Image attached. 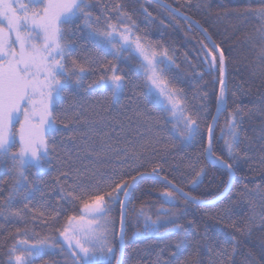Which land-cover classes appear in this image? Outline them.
I'll list each match as a JSON object with an SVG mask.
<instances>
[{"label": "snow or ice", "instance_id": "obj_1", "mask_svg": "<svg viewBox=\"0 0 264 264\" xmlns=\"http://www.w3.org/2000/svg\"><path fill=\"white\" fill-rule=\"evenodd\" d=\"M92 7L90 0H27V3L22 0H0V162L10 161L9 172L12 174L8 196L0 200V216L5 219L24 218V210L29 208V204H24L23 209H20L14 207V201L17 197L27 200L32 192V183L27 173L32 168L39 171L50 151L55 150V146L50 144V130L60 131L55 127L58 121L65 129L71 124L83 123L87 131L79 133L80 145H83V151L89 157L99 162V166L82 169L75 163L81 147L77 146L75 154L70 151L67 153L65 170L60 173L63 182L57 180L60 185L57 207L50 213H40V223L48 227L50 234L33 232L29 236L27 227L23 230L17 228L14 243L7 252V264H34L36 258L48 257L57 252L66 257L65 264H122L114 245L117 240L120 242L122 254L128 206L134 198L137 180L144 178L145 174L136 171L135 175H129L125 170L129 148H132L133 155L136 154L132 140L127 137L123 139L126 147L121 148L120 139L113 141L108 133H103L99 150L88 147L91 135H96L95 125L105 119L103 116L99 119L92 118L93 115L99 116V109L85 107L79 101H74L75 110L70 115L65 111L61 118L57 113L60 99L65 95H72L70 89L84 88L85 73L96 76L88 84V88L95 85L96 89L108 91L111 98L118 100L131 81L117 61L121 58H135L137 67L143 74L147 94L154 98L153 102L162 112L168 114L169 122L181 143L188 146L203 141L199 112H189L183 100V90L175 87L173 78L169 76L174 60L168 56L167 48L161 52L159 49L163 46L159 41L149 40L146 35L139 34L136 22L122 11L120 3L112 8L104 5L101 13L96 16H93ZM113 12L119 14L116 23L112 22ZM148 15L151 16V13ZM241 15L258 22L247 38L256 49L257 59L264 63V0H256L255 7L252 6V0H248V6ZM122 18L130 23H125ZM76 21H80L88 29L89 37L97 47L108 50L111 60L96 53L84 62L71 58V67L68 66L69 45L72 42L69 33L75 34L71 26L76 25V30L81 27ZM203 31L205 34L208 32L207 29ZM207 39L208 44L201 42L198 56L203 57L202 63L207 66L213 80L218 69L220 89L216 95V114L206 125L207 144L203 147L202 154L213 167L226 171L228 179L224 182L225 186L219 197L202 200L191 196L182 187H177L172 180L160 177L165 184V191L160 194L162 206L156 219L147 215L143 206L136 212L138 218L143 217L146 231H159L161 214L165 218L169 216L176 206L177 197L206 210L217 209L225 195L233 191V177L241 158L239 146L242 110L237 107L235 111L229 112L225 126L221 128L224 144L220 154H217L213 143L216 123L227 107V58L221 45L212 41L210 36ZM257 40L259 45L256 44ZM132 87L135 89L136 85L133 83ZM207 95L205 92L203 98L206 99ZM21 114L23 120L20 119ZM126 120L129 125L135 124L137 130L146 126L151 131L153 127L151 119L136 110H133L132 115L126 116ZM17 121L20 122L18 130L15 128ZM114 123L120 125L121 133L125 132L123 122L117 119ZM117 135L119 137L120 134ZM137 135L142 134L137 131ZM69 139L75 141L76 135L70 134ZM244 158H247V153H244ZM260 163L264 164V155L261 156ZM206 174L205 168L201 166L189 183H201V177ZM152 175L159 176L158 170L154 168ZM244 189L258 196L261 207L264 208V189L259 185L254 189H248L244 185ZM234 203L233 200L229 201V205ZM165 204L169 207H163ZM117 205L119 231L115 211ZM229 205L217 209L227 219L235 214ZM254 208L255 201H250L249 209L252 214L242 226L232 221L231 226L237 232L251 231L257 220L259 226L264 228V213L257 214ZM172 215L176 216V213L173 212ZM61 218L64 219L62 225ZM165 222L172 225L171 228L164 229L165 233L174 235L176 248L179 249L188 240L189 228L177 223L175 219H166ZM188 224L195 230L193 221L189 220ZM204 239L213 238L205 232ZM214 239L220 241V237ZM237 246L238 242L233 236V254ZM208 250L211 252L212 248L209 247ZM220 255H229L223 245ZM43 264H49V261L45 259ZM156 264H159V257Z\"/></svg>", "mask_w": 264, "mask_h": 264}, {"label": "trees", "instance_id": "obj_2", "mask_svg": "<svg viewBox=\"0 0 264 264\" xmlns=\"http://www.w3.org/2000/svg\"><path fill=\"white\" fill-rule=\"evenodd\" d=\"M162 1L175 10L179 9L177 12L194 21L200 28L207 29V35L216 44L221 45L227 58V107L216 123L213 148L220 154L224 140L219 136V130L225 124L229 112L239 107L242 110L239 146L241 158L237 162L233 177V191L226 194L221 205L217 206L218 209L229 205L230 200L235 201L229 205L235 211L231 219H227L225 214L217 209L206 210L195 204L186 203L180 197H177L176 206L167 218L161 214L159 222L161 227L158 232L146 231L143 217L136 216V212L143 206L145 213L156 219L162 206L160 194L165 191V184L160 177L172 180L177 187H182L191 196L202 200H210L221 194L224 182L228 179L226 171L210 165L202 154L203 147L207 144L206 125L216 112V95L220 89L219 71L217 69L216 78L213 80L207 66L202 63L203 57L198 56L201 42L205 44L208 42L190 21L153 0H90L93 5L91 9L93 16L99 15L104 5L112 8L116 3H120L123 6L122 11L136 22L139 34L146 35L149 40L159 41L163 46L159 49L161 52L167 48L168 56L174 60L169 76L173 78V85L183 90V100L189 112H199L202 142L188 146L181 143L172 123L169 122L168 114L162 112L147 94L143 74L138 69L135 58H121L117 61L131 81L118 100H113L108 91L96 89L95 85L88 88V84L96 79V76L85 73L84 88L70 89L72 95H65L60 99L57 113L61 118L65 111L70 115L75 110L74 101H79L85 107L99 109V116L93 115L92 118L99 119L103 116L105 119L95 125L96 135H91L88 147L99 150L102 146L103 133H108L113 141L120 139L121 148L126 147L123 143L124 137L133 142L136 154L133 155L130 147L125 170L129 175H135L136 171H139L146 177L137 181L134 198L128 206L122 264H156L158 257L159 264H168L169 261L171 264H264V228L259 226V220L255 222L251 231L244 233L237 232L231 226L232 221L241 226L247 221L252 214L249 209L250 201H255L254 211L257 214L264 213L260 198L244 189V185H247L248 189H254L257 185L264 189V164L260 163V158L264 155V63L257 59L256 49L247 38L258 22L241 15L248 6V0ZM252 6H256V0H252ZM148 13H151V16ZM118 15L117 12L112 13L113 23H116ZM122 19L125 23H130L126 18ZM76 24H80L81 27L76 30V25L71 26L75 34L69 33L72 42L69 45L68 66L71 67V58L84 62L86 58L96 53L104 56L106 60H111L112 56L108 50L97 47L91 41L88 29L80 21H76ZM256 44L259 45L258 40ZM133 83L136 85L135 89L132 87ZM205 92L208 94L206 99L203 98ZM133 110L151 119L153 123L151 131H148L146 126H141L137 130L135 124L129 125L126 116L132 115ZM20 119L23 120L22 114ZM117 119L124 123L125 132L121 133L120 125L114 123ZM55 127L60 129L59 132L50 130V144L55 146V150L50 151L48 159L42 162L39 171L32 168L27 173L32 183V192L27 200L17 197L14 201L15 208L23 209L24 204H29V208L24 210V218L5 219L0 216V264H7V252L14 243L17 228L23 230L27 227L29 236L33 232H39L41 235L50 234L48 227L40 223L42 219L40 213H50L57 207L60 187L57 180L63 182L60 173L65 170L64 162L69 151L75 154L78 145L82 149L79 157L75 158L76 166L82 169L91 168L93 165L99 166V162L89 157L83 151V145H80L79 133L87 131L83 123L71 124L65 129L58 121ZM15 128L16 130L20 128L19 121L16 122ZM137 131L142 135H137ZM70 134L76 135L75 141L69 139ZM16 146L19 147V135ZM244 153H247V158H244ZM201 166L205 168L207 174L201 177V183L190 184L189 181ZM10 167V161L0 162V200L6 199L10 191L12 184ZM154 168L158 170L159 176L152 175ZM163 207L169 205L165 204ZM115 211L118 229L119 205ZM173 212L176 216L172 215ZM166 219H175L177 223L189 228L188 240L179 249L176 248L174 235L164 231L165 228L172 227L170 223L165 222ZM189 220L194 222L195 230L188 224ZM63 223L64 219L61 218L60 224ZM205 232L213 239L205 240ZM55 235L58 237V233ZM233 236L238 242L234 254ZM215 237H220V241H216ZM221 245L227 249L229 255H220ZM114 246L117 254V241ZM209 247L212 248L211 252L208 250ZM45 259L49 264H65L66 261V257L57 252L48 257L36 258L34 264H43Z\"/></svg>", "mask_w": 264, "mask_h": 264}, {"label": "water", "instance_id": "obj_3", "mask_svg": "<svg viewBox=\"0 0 264 264\" xmlns=\"http://www.w3.org/2000/svg\"><path fill=\"white\" fill-rule=\"evenodd\" d=\"M153 1H155V2H157V3H159V4H161L163 7H165V8H167L169 11H171L172 13H174V14H176V15H179V16H181V17H183V18H185L186 19V16H184L183 14H180L179 12H177L173 7H171L170 5H168V4H166L165 2H163L162 0H153ZM186 20H188V21H190L191 23H193L199 30H200V32H202V34L205 36V38H206V40H207V42L209 43V40L207 39V37H208V35L207 34H205L204 33V31H203V29L202 28H200L194 21H192L191 19H189L188 17H187V19ZM215 114H216V112H215ZM207 161V160H206ZM208 163H209V161H207ZM210 164V163H209ZM211 165V164H210ZM144 177H146V175L144 176ZM139 180V179H138ZM137 180V181H138ZM161 180V179H160ZM170 189V188H169ZM171 190V189H170ZM221 194H219L218 196H216V197H219ZM211 200V199H210ZM117 231H119V224H118V229H117ZM117 247H118V253H117V256H119L120 257V259H122V255H123V253L121 254V244H120V242L117 240ZM115 264V263H114Z\"/></svg>", "mask_w": 264, "mask_h": 264}, {"label": "rangeland", "instance_id": "obj_4", "mask_svg": "<svg viewBox=\"0 0 264 264\" xmlns=\"http://www.w3.org/2000/svg\"><path fill=\"white\" fill-rule=\"evenodd\" d=\"M22 2H24V3H27V0H22ZM152 99H154V98H152ZM113 100H116V99H113ZM23 116V115H22ZM225 126V124H223L222 126H221V128L222 127H224ZM221 128H220V130H219V136L221 137Z\"/></svg>", "mask_w": 264, "mask_h": 264}]
</instances>
